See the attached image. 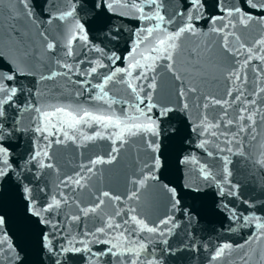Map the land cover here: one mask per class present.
I'll return each instance as SVG.
<instances>
[{"label":"snow or ice","instance_id":"6c2138e0","mask_svg":"<svg viewBox=\"0 0 264 264\" xmlns=\"http://www.w3.org/2000/svg\"><path fill=\"white\" fill-rule=\"evenodd\" d=\"M3 0H0V4ZM22 7L25 16L35 19L36 13L33 11L38 5L30 4L28 0H17ZM79 0H71V7L58 6V0H43L40 15L45 14L47 9V23L53 21H67L71 19L74 24V31L69 30L64 55L72 59L76 54L73 45L82 42L85 46L82 58L75 59L72 63L67 60L57 59L55 64L63 71H50L47 75L40 74L39 80H53L57 76L68 78L71 83L79 86L76 95L83 92L92 93L90 100L103 103L105 108H85L79 104H39L36 96L39 93L34 87L26 88L21 83V78L33 74L32 62L36 59L32 50L24 44L10 49L5 55L0 49V182L6 180H16L21 184L25 193V199L29 202L27 211L30 216L36 218L37 223L43 226L39 233L38 245L40 254L47 256L49 264H69L70 254H81V258L87 264H96L103 261V264H113L112 260L105 261V257H115L116 264H159L155 256V250L150 249L148 241L138 233L147 232L164 236L165 232H171L177 227L175 213L179 212L189 220L194 217V210L187 206H181V199L176 187L170 182H164L159 175L160 170L165 167L166 157L162 158L160 152V137L167 134L169 138L179 135L176 129H169L161 126V121L168 117L169 113L180 110L186 114L190 111V103L197 109L199 115L189 126V132L194 133L198 143L196 148L203 150L202 155L219 161L218 165H210L206 161H201L196 155L182 156L180 163L193 165L196 168L197 178L203 183L189 182L183 184L188 191L199 193L203 185L217 186L216 195L219 197L217 204H223L225 211L229 210V204L225 203L227 196L236 197L238 195L239 184L231 180L232 156L247 157L254 167L258 166L264 171V37L252 41L251 44L241 42L237 31L243 33L250 24L264 25V0H215V15H207L205 0H180L179 6L171 13L162 11L164 4L162 0H98L91 5L92 9L103 7L109 12L116 14V7L127 9L135 19L141 23L134 35L133 47L128 51L131 58L124 67H117L116 62L121 57L114 53L108 57L109 64H104L99 59H89V50L102 52L103 49L92 45L87 37L85 23L80 22V13L77 11ZM8 13L12 19H17L9 0ZM179 21V23H178ZM201 21H207L211 25V31L219 37L216 47L220 49L221 59L218 64L224 66L226 72L225 79L228 87L223 97L215 95H204L200 88L194 84H187L179 88L176 95V107L170 104H160L153 102V94L157 88L155 73L157 62L167 61L164 65L168 70H174L176 57L183 53L189 58V65L199 71L201 61L205 53L211 52L215 42L209 41L207 45L201 47L197 44L194 47H183L182 40L195 37L201 34ZM12 32L17 37L21 33L14 26ZM113 37H119V30L112 32ZM12 39L11 35L8 37ZM22 39V37H21ZM45 48L54 51L56 44L49 41L45 36ZM143 46V50L141 48ZM141 57L140 60L135 55ZM141 60L144 63H141ZM256 61L257 63H253ZM75 64V68H74ZM86 66L81 68L80 66ZM108 68V71L101 73L99 69ZM249 72L252 79L249 80ZM79 75L82 79L71 80V76ZM99 76L96 83H92L91 77ZM181 80L180 76L174 77ZM120 83L126 85L130 91L131 99L121 100L120 114L113 110V105L117 101L109 96V85ZM98 90V95L96 94ZM218 107L221 111L217 115H210L209 109ZM129 108L132 113H129ZM155 109V112L153 111ZM232 109V114L229 113ZM24 112L35 113L33 117L32 130L39 134L43 140L48 141L46 147L39 151L32 150L30 155L14 157V147L11 143L17 138L18 132L27 131L21 125L20 117ZM93 124L103 127L118 129L111 133L113 144L120 141L121 146L127 136L140 135L149 150V157L144 161L143 170L140 175L130 182L135 186L131 195L126 199L139 201L141 195H153V189L163 193L167 197V206L172 215H165L164 218L149 223L143 218H138L135 207L126 210L121 207L109 214L106 218H101L102 223L98 226L82 230L80 239L76 236L68 238L70 233L69 221L79 225L82 217L97 213L105 202H120V195H113L109 191H103L96 195L95 202L91 205L81 207L77 204L78 212L61 219L59 213L64 205L69 204V197L66 193L60 192L55 196L46 195L43 203L38 204L37 199L32 196V189L23 184L24 171H34L35 169H53L54 164L47 151L53 143L63 144L66 141L77 142L78 137L74 134L80 127ZM97 138L103 139L102 133L97 130L92 135L84 136V140L92 141ZM209 145L215 146V151ZM223 145V146H221ZM247 145V148H246ZM118 152V148L113 147L111 153ZM115 159L111 155L108 160L102 158L89 159L82 163L73 175H67L60 179L59 183L66 189L75 191V188L85 187L97 164L110 163ZM31 165V168L27 166ZM219 179L217 178V171ZM189 180L191 181V170H189ZM148 181L154 184L149 185ZM59 187V185H58ZM45 191V190H41ZM247 203V201H245ZM231 218L243 220L250 224L256 221L255 228L259 231L252 233V238L259 241L264 238V220L255 214L245 216L237 214L235 206L231 208ZM6 218L0 214V252L5 254L8 264H26L22 255L23 249L11 242V237L4 230ZM171 225V227H166ZM83 227V226H81ZM117 233V235H113ZM110 237V238H109ZM246 241L245 243H249ZM167 243V241H163ZM104 244L105 248L94 251L92 245ZM6 246V247H5ZM244 248V245H238ZM233 245L224 243L214 249L212 261H218L224 257L226 252L231 251ZM15 253V255H8ZM247 253L241 255L243 264H248ZM264 261V255L260 256ZM0 264H3L0 261ZM43 264V260L40 261Z\"/></svg>","mask_w":264,"mask_h":264},{"label":"water","instance_id":"95a60500","mask_svg":"<svg viewBox=\"0 0 264 264\" xmlns=\"http://www.w3.org/2000/svg\"><path fill=\"white\" fill-rule=\"evenodd\" d=\"M28 2L38 5L33 9L37 14L35 19L24 15L17 0H11V7L17 19H12L9 16V0H3V3L0 4V49L7 55L10 49L22 43L27 45L35 54L36 59L32 62L33 74L21 78V83L26 88L34 87L39 90V93H42V95L37 94L35 98L39 104H79L83 106L88 92H83L77 96L79 86L71 83L68 78L57 76L53 80L42 82L39 80L41 73L47 75L50 71H63L55 64L57 59L72 63L75 59L82 58L85 48L82 42H76L73 45L76 55L72 59L64 55L68 32L69 30L74 31L73 21L69 19L67 21H53V23L48 24L47 9H45L44 15H40L43 0H28ZM97 2L98 0H79L77 11L80 13V22L85 23L88 40L92 45L102 49L113 13L103 7L92 9L91 5ZM110 2H114V0H110ZM58 6L61 8L68 6L70 8L71 0H58ZM13 26L19 30L22 39L12 32ZM9 35L12 37L11 40L8 38ZM45 36L57 45L54 51H48L45 48ZM100 54L101 52L89 50L87 56L89 59L97 60ZM80 67L86 66L81 65ZM82 78L84 77L79 75L71 76V80ZM88 79L92 80L93 77ZM35 116V113L24 112L20 117L21 125L28 130L18 132L17 138L11 141L15 149L14 157L16 159L30 155L33 149L39 151L48 144V141L43 140L39 134L32 130L33 117ZM70 142L71 140L63 144L53 143L51 147L47 148L51 162L54 164L53 169L44 168L24 171L23 184H27L32 189L31 194L37 199L38 204L43 203L46 195L50 196ZM27 167L31 168L32 166L28 165ZM42 189L45 191H41ZM24 197L25 193L22 186L16 180L0 182V214L6 218L4 230L8 232L12 243L23 249V256L38 225L36 218L28 214L27 206L29 202ZM8 255H15V253H8ZM0 261L3 264H8L5 254L2 252H0Z\"/></svg>","mask_w":264,"mask_h":264}]
</instances>
